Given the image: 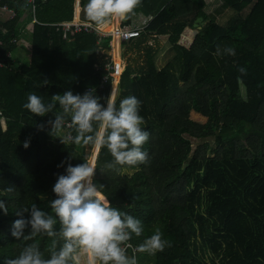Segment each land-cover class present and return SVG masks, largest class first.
I'll list each match as a JSON object with an SVG mask.
<instances>
[{
    "label": "trees",
    "instance_id": "obj_1",
    "mask_svg": "<svg viewBox=\"0 0 264 264\" xmlns=\"http://www.w3.org/2000/svg\"><path fill=\"white\" fill-rule=\"evenodd\" d=\"M87 2L80 0V16L90 21ZM1 3L13 9L15 17L0 21L6 30L0 33V60L17 46L13 38L27 39L31 49L29 63L0 66V200L8 208L7 215L0 210V264H5L33 243L48 258L54 238L12 236L13 223L21 219L16 213L35 203L53 214V187L67 168L58 165L69 157L73 166L90 164L96 147L64 145L50 135L48 121L55 116H35L24 109L28 93L49 103L53 95L72 91L83 96L94 87L106 107L111 85L108 81L96 88L104 72L95 65L106 60L107 38L98 43L96 35L87 32L62 38L50 25L72 19L74 0H35L39 23L24 34L20 29L31 19L25 1ZM227 11L231 14L220 22ZM135 13L152 18L124 45L127 63L114 100L117 108L128 96L141 102V127L150 132L143 145L148 162L108 169L114 158L98 146L93 182L103 186L100 192L111 206L142 222L144 231L140 237L132 235L134 244L157 229L169 242L154 255L138 253L139 264H264V0H141L122 24H130ZM161 37L169 44L170 57L158 65ZM218 45L233 48L235 55H214ZM239 68H245L246 75ZM45 79L49 84L38 88ZM192 99L210 105H196ZM192 110L206 121L192 119ZM58 111L59 105L54 109ZM69 133L76 135L68 127L59 135ZM252 139L256 151L249 147ZM112 179L129 184L119 197L110 193ZM9 187L14 191L4 192ZM22 218L30 219V214ZM62 243L57 241V249Z\"/></svg>",
    "mask_w": 264,
    "mask_h": 264
},
{
    "label": "clouds",
    "instance_id": "obj_2",
    "mask_svg": "<svg viewBox=\"0 0 264 264\" xmlns=\"http://www.w3.org/2000/svg\"><path fill=\"white\" fill-rule=\"evenodd\" d=\"M141 0H88L85 11L87 18L98 27L106 26L112 19H125L134 13ZM235 55L233 48L218 45L214 55ZM241 75H246L245 68H239ZM49 81L43 80L37 87L47 86ZM100 97L95 95V89H89L83 96L67 91L63 95L56 94L49 103L34 92L27 95L23 108L35 116L43 117L53 113L54 120H49L50 135L56 136L61 143L67 145L83 144L104 146L114 158L105 167L115 169L117 165L135 166L148 162V153L143 145L149 140L150 132L141 125L145 123L139 114L141 102L135 96H128L120 101L117 108L112 91L107 99V106L100 103ZM59 108L61 111L54 112ZM45 126L40 125L41 130ZM75 130L59 134L66 128ZM24 148L29 142H24ZM71 157L61 162L58 167L67 164L66 174L60 175L53 187L56 196L50 201L52 213L43 211L35 203L31 208H23L16 214L21 219L13 223L12 236L17 239H34L37 236L54 238L47 249L49 256L45 258L37 243L25 246L14 259H8L5 264H81L83 258H88V264H137L136 253L154 255L163 251L169 242L163 239L162 232L157 229L154 234L144 239L137 247L129 241L134 234L140 237L144 231L142 222L135 217L111 206L101 194V185L93 182L96 171L94 165L83 163L71 164ZM9 187L4 192H13ZM44 199L43 196L39 197ZM0 210L8 214L5 201L0 200ZM29 213L30 219H23V214ZM59 222V230L56 225ZM30 229L27 235L25 230ZM63 241L57 249V241ZM132 249L133 255H127Z\"/></svg>",
    "mask_w": 264,
    "mask_h": 264
},
{
    "label": "built area",
    "instance_id": "obj_3",
    "mask_svg": "<svg viewBox=\"0 0 264 264\" xmlns=\"http://www.w3.org/2000/svg\"><path fill=\"white\" fill-rule=\"evenodd\" d=\"M1 1L2 0H0V21H5L14 18L15 12L13 11V9L9 8L6 4H2ZM24 1L26 5V12L31 16V19L27 22L24 28L20 29V32L22 34H24L27 31H31L34 23H39L35 17V9H36L35 0H24ZM79 2L80 0H74V14L71 20L58 21L51 23L50 25L55 27V29L61 33L62 38H67L69 36L72 37L79 32H87L96 35V37L98 38V43H100L102 38L108 39L109 48H108V52H107L108 55L106 57V60L100 66L95 65L97 69H100L104 72L96 88H101L108 81H110V85H111L110 93H112L113 91L115 96L119 77L122 74L127 63L126 56L124 54V45L140 35L141 31L147 25L148 21L152 18V16L144 15L143 19L138 22L136 20L138 14L135 13L132 15L131 23L128 25L122 24L123 19H118V18L112 19L110 21L112 26L111 29H103L102 27H98L95 23H92L91 21L81 18L80 16L81 7L79 5ZM5 31H6L5 28L0 25V33H4ZM11 41L16 42L17 46H15L14 49L6 53L5 60L4 59L0 60V66L13 68L15 64L28 63L30 61V55H31L30 46L24 40L19 41L17 38H13ZM21 46L24 47V52L18 51V48ZM89 89H95V88L89 87L87 88V91ZM0 119L2 125H4L3 116L1 115V112H0ZM96 153L97 152L95 151L93 154V163L95 161ZM129 243H131L133 247L138 246L134 244L132 240H130ZM138 253L139 252L135 254L137 264H139L137 259ZM127 255L129 257L133 255L132 249H128Z\"/></svg>",
    "mask_w": 264,
    "mask_h": 264
},
{
    "label": "crops",
    "instance_id": "obj_4",
    "mask_svg": "<svg viewBox=\"0 0 264 264\" xmlns=\"http://www.w3.org/2000/svg\"><path fill=\"white\" fill-rule=\"evenodd\" d=\"M138 16L136 17V20L139 22L143 19L144 15L141 13H137ZM3 18V17H2ZM110 24V22L108 23ZM107 24V25H108ZM106 25V26H107ZM105 27V26H104ZM103 28V27H102ZM28 44V41H25ZM18 51L24 52V47L21 46L18 48ZM161 53V49L159 50V54ZM26 60V59H25ZM28 61V60H27ZM29 63V62H28ZM192 102L196 105H203V106H209L210 102L208 101H204L205 103H201V100L199 99H192ZM190 117L192 119H194L195 121L199 122V123H203L206 121L207 117L197 111L192 110L190 112ZM109 186H110V193L113 197H119L123 194L124 189L127 188L129 186V184L126 183H120L118 180L112 179L109 182ZM107 200V199H106ZM108 201V200H107ZM139 260V259H138Z\"/></svg>",
    "mask_w": 264,
    "mask_h": 264
},
{
    "label": "rangeland",
    "instance_id": "obj_5",
    "mask_svg": "<svg viewBox=\"0 0 264 264\" xmlns=\"http://www.w3.org/2000/svg\"><path fill=\"white\" fill-rule=\"evenodd\" d=\"M231 14V12H229V11H227L221 18H219V21L221 22V21H224L229 15ZM22 40H24V41H27V39H25V38H22ZM160 41H162L161 43V53L158 55V57L156 58V62H157V64L158 65H161V64H163V63H165L168 59H169V57H170V54H168V53H170V47H169V44H168V42H166V40H165V38L164 37H161L160 38ZM186 42H188L187 40H186ZM181 43H185V41L184 40H181ZM186 46H187V44H186ZM201 103H205L203 100H201ZM195 143L196 142H193V145H195ZM210 143L211 144H213L212 143V140L210 141ZM256 146H257V141L256 140H254V139H252L251 141H250V145H249V147H250V149H252L253 151H256ZM95 150V149H94ZM220 151H221V148L220 147H218L217 148V151H216V154H215V156L216 157H220L221 155H220ZM93 155V154H92ZM91 155V157L89 158V161L91 162V160H92V156ZM170 212L172 213V208H170ZM83 261V262H82ZM81 261V264H87L86 262H85V260H82Z\"/></svg>",
    "mask_w": 264,
    "mask_h": 264
},
{
    "label": "bare ground",
    "instance_id": "obj_6",
    "mask_svg": "<svg viewBox=\"0 0 264 264\" xmlns=\"http://www.w3.org/2000/svg\"><path fill=\"white\" fill-rule=\"evenodd\" d=\"M111 23L110 24H108L107 26H105V27H103V29H111ZM95 150H96V147H95ZM95 150H94V152H95ZM92 162H91V165H93V157H92V160H91ZM82 260H85V262L88 264V261H87V258L85 257V258H83ZM83 262V261H82ZM84 264V263H83Z\"/></svg>",
    "mask_w": 264,
    "mask_h": 264
},
{
    "label": "water",
    "instance_id": "obj_7",
    "mask_svg": "<svg viewBox=\"0 0 264 264\" xmlns=\"http://www.w3.org/2000/svg\"><path fill=\"white\" fill-rule=\"evenodd\" d=\"M200 21H201V18L196 19L195 26H197V23L200 22ZM97 149H98V146H96V150H95L96 152H97ZM93 164H94V163H93Z\"/></svg>",
    "mask_w": 264,
    "mask_h": 264
}]
</instances>
